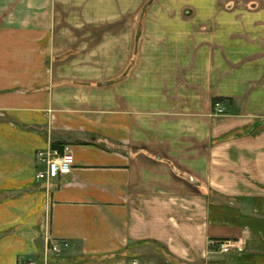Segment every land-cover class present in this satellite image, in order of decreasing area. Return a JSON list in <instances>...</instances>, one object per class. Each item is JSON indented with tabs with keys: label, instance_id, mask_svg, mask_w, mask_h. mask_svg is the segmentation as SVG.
<instances>
[{
	"label": "crops",
	"instance_id": "0c3cea01",
	"mask_svg": "<svg viewBox=\"0 0 264 264\" xmlns=\"http://www.w3.org/2000/svg\"><path fill=\"white\" fill-rule=\"evenodd\" d=\"M251 1L136 26L119 0H0V264H174L156 247L264 264V0ZM49 149L69 174L37 177ZM238 238L241 253L209 245Z\"/></svg>",
	"mask_w": 264,
	"mask_h": 264
},
{
	"label": "rangeland",
	"instance_id": "374dc122",
	"mask_svg": "<svg viewBox=\"0 0 264 264\" xmlns=\"http://www.w3.org/2000/svg\"><path fill=\"white\" fill-rule=\"evenodd\" d=\"M75 5V4H73ZM257 4L251 0H119V8L122 9H135L137 11L135 18L124 17L121 19L129 21L134 20L136 26H143L148 22H152L158 18L157 16L163 15L159 13L170 12V11H180L182 13L187 12L189 15L193 10H233V9H255ZM56 8L60 7L56 4ZM80 8V6H79ZM75 9L74 7L72 10ZM83 20V19H82ZM79 19L73 18L72 24H78ZM102 24V23H98ZM88 25H93L92 22L88 21ZM104 26H111V21L103 22ZM51 247L52 244L50 245ZM157 253H151L149 258L158 261H172L174 264H185L182 261L170 256L168 253H163L160 248H155ZM57 252V251H55ZM162 252V253H161ZM196 264H205L203 261H198Z\"/></svg>",
	"mask_w": 264,
	"mask_h": 264
},
{
	"label": "built area",
	"instance_id": "2783aa9c",
	"mask_svg": "<svg viewBox=\"0 0 264 264\" xmlns=\"http://www.w3.org/2000/svg\"><path fill=\"white\" fill-rule=\"evenodd\" d=\"M216 114H223L224 108L220 103L214 105ZM38 159L46 165V171L38 173V178H55L59 175H66L71 172V163L65 155H61L57 149L40 150L37 152ZM209 245L214 248L215 251L221 254L241 253L245 249L244 239H211ZM51 250L57 251L58 246L52 245ZM21 264H33L32 260H29Z\"/></svg>",
	"mask_w": 264,
	"mask_h": 264
}]
</instances>
